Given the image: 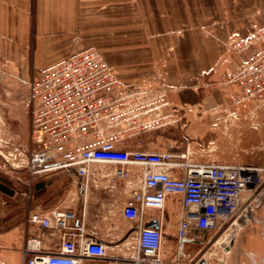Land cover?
I'll return each instance as SVG.
<instances>
[{"label":"crops","instance_id":"crops-1","mask_svg":"<svg viewBox=\"0 0 264 264\" xmlns=\"http://www.w3.org/2000/svg\"><path fill=\"white\" fill-rule=\"evenodd\" d=\"M253 9L264 14V0H0V51L21 53L14 66L42 72L96 51L122 83L157 91L163 102L142 119L156 114L158 126L146 131L125 129L117 146L120 150L167 152L175 157L187 150L186 161L191 164L264 171L261 138L248 122L236 124L228 116L225 120L222 111V106L232 111L230 97L238 90L221 84L237 60L228 46L249 30L245 14ZM222 121L228 136L243 138L237 143L228 139L215 153L219 147L215 130ZM238 148L254 151L235 158ZM115 169L91 166L85 187L63 171L29 175L13 188L0 183L9 190L0 187V264H23L30 238L39 241L44 254L57 251L70 229L42 227L29 217L51 218L66 212L73 215L70 226L82 227L81 237L73 238L76 243L99 242L110 258L132 255L137 248L136 223L125 218L123 210L132 191L140 187L143 169L129 166L126 181L113 176ZM166 172L174 178L185 177L184 169ZM256 189L244 197L229 251L210 258L209 264H264V199L259 198L264 191ZM181 213L182 198L175 194L166 195L161 210L142 212L144 226L163 234L166 261L168 244H176ZM80 264H106V260L82 258Z\"/></svg>","mask_w":264,"mask_h":264},{"label":"built area","instance_id":"built-area-1","mask_svg":"<svg viewBox=\"0 0 264 264\" xmlns=\"http://www.w3.org/2000/svg\"><path fill=\"white\" fill-rule=\"evenodd\" d=\"M228 49L237 60L221 84L238 90L230 97L232 111L227 107L222 111L231 119L254 116L264 108V14L250 21L249 30L231 41ZM156 92L122 83L96 51H86L33 77L28 93L29 136L34 146L26 159L30 176L63 171L85 187L93 165L115 166L113 176L123 181L129 176V166L141 167L143 173L140 187L132 191L123 210L124 217L136 223L137 248L132 255L110 258L99 242L76 243L73 238L81 237L82 227L70 226L73 215L66 212L51 218L29 217L31 223L70 229V234L50 254L41 252L37 239H28L23 264H80V259L93 257L105 259L106 264H170L162 254L161 230L145 227L142 222L143 210H161L168 194L182 198L176 259L184 264H209L210 256L205 257L203 249L214 245V233L234 224L232 219L240 213L245 195L256 189L262 170L195 165L186 161V153L175 157L167 152L118 149L125 129L146 131L158 126L156 114L152 119H142L149 109L157 111L163 102ZM170 168L184 169L185 177H171L166 172ZM129 185L127 182L126 187ZM224 249L227 253L228 245Z\"/></svg>","mask_w":264,"mask_h":264},{"label":"rangeland","instance_id":"rangeland-1","mask_svg":"<svg viewBox=\"0 0 264 264\" xmlns=\"http://www.w3.org/2000/svg\"><path fill=\"white\" fill-rule=\"evenodd\" d=\"M261 13L260 9H253L245 14V21L250 22L256 19ZM20 54L21 53L0 51V183L6 184L10 188H13L14 186L17 187V184H21L20 180L24 181L30 177L26 168V159L34 146L31 144L29 136V84L36 74L42 72L40 69H33L31 67L23 68L14 66L13 60L21 59L22 56ZM231 55L233 54L231 53ZM223 108L224 107L222 106V109ZM257 114L254 116H238V119L233 120L236 124H238L237 122H239V120L248 122V126L251 127V130L261 138L263 142L261 148L262 161H264V108L259 110ZM223 116L225 120L228 119L226 115L223 114ZM215 133L217 135L215 137V144L219 147L224 144L225 141H229L230 139L231 142L237 143L236 140L239 141L243 138L242 135L238 134L228 136L229 132L227 131V124L223 121L220 125L216 126ZM250 140H254V137L251 136ZM219 147L216 148L217 151L215 150V153H220L219 150H221V147ZM238 151L240 152L234 155L235 158L241 155H243V157L248 156V154L253 153L254 149L238 148ZM184 153H186L187 158V150H185ZM261 167L263 168L264 165ZM256 188L257 192L264 191L263 170ZM263 193L264 192L260 193L261 196H259V198L261 197L264 199ZM236 219L237 217L232 219L234 220V224L224 225L212 235V241L215 243L213 246L211 245V247L203 249V252L207 253L205 257L210 256L213 260L222 257L225 253V244L228 245L229 251L231 241L235 238L238 230V222ZM168 246V262L184 264L175 257V245L168 244Z\"/></svg>","mask_w":264,"mask_h":264},{"label":"trees","instance_id":"trees-1","mask_svg":"<svg viewBox=\"0 0 264 264\" xmlns=\"http://www.w3.org/2000/svg\"><path fill=\"white\" fill-rule=\"evenodd\" d=\"M1 187V186H0ZM2 189H4V190H6L7 192H9V190L7 189V188H5V187H1Z\"/></svg>","mask_w":264,"mask_h":264},{"label":"flooded vegetation","instance_id":"flooded-vegetation-1","mask_svg":"<svg viewBox=\"0 0 264 264\" xmlns=\"http://www.w3.org/2000/svg\"><path fill=\"white\" fill-rule=\"evenodd\" d=\"M170 264H180V263H173V262H170Z\"/></svg>","mask_w":264,"mask_h":264}]
</instances>
